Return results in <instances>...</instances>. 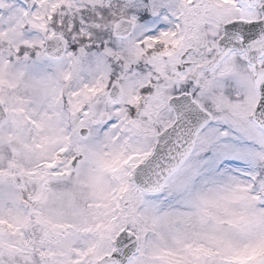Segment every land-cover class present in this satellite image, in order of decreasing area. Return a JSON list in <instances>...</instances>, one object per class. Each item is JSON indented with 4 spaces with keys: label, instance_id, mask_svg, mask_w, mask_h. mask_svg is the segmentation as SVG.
Returning <instances> with one entry per match:
<instances>
[{
    "label": "snow or ice",
    "instance_id": "obj_1",
    "mask_svg": "<svg viewBox=\"0 0 264 264\" xmlns=\"http://www.w3.org/2000/svg\"><path fill=\"white\" fill-rule=\"evenodd\" d=\"M0 264H264V0H0Z\"/></svg>",
    "mask_w": 264,
    "mask_h": 264
}]
</instances>
